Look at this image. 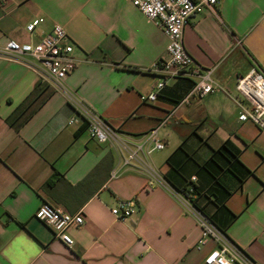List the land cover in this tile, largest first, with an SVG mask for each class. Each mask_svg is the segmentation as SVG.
<instances>
[{"label":"crops","instance_id":"1","mask_svg":"<svg viewBox=\"0 0 264 264\" xmlns=\"http://www.w3.org/2000/svg\"><path fill=\"white\" fill-rule=\"evenodd\" d=\"M37 17L44 20L29 33ZM55 24L80 60L66 89L132 145L152 148L150 130L159 126L164 147L141 156L173 189L194 185L196 206L264 264V130L240 121L224 92L142 100L164 78L150 68L168 56V37L130 0H0V43L38 41ZM184 44L238 94L241 75L254 65L264 71V0H219L216 12L191 18ZM181 77L166 78L164 89ZM74 114L64 92L0 57V264H205L215 243L198 247L196 218L168 188L149 184L142 164L125 165L118 144L98 142L82 121L70 124ZM131 199L134 214L116 218L111 208ZM44 201L83 213L84 223L69 229L72 246L36 218Z\"/></svg>","mask_w":264,"mask_h":264},{"label":"built area","instance_id":"2","mask_svg":"<svg viewBox=\"0 0 264 264\" xmlns=\"http://www.w3.org/2000/svg\"><path fill=\"white\" fill-rule=\"evenodd\" d=\"M130 1L154 21L168 37V56L158 60L150 68L152 71L163 74L164 78L157 82L148 95H143L142 100L155 101L166 86V78L185 76L191 78L194 83L183 101L188 100L194 94L224 92L237 105L240 121H251L264 130V71L254 65L246 74L241 75L236 85L238 94L235 95L214 78L216 66H201L184 44V30L191 18L205 9L216 12L219 0ZM43 20L44 18L37 17L29 21L26 24L27 31L33 33ZM0 57L27 65L38 74L42 83L64 92L75 110L74 116L69 120L70 124L82 121L90 135L98 142L118 144L126 153L125 165L133 162L142 164L150 176L149 184L158 182L176 196L201 227L198 247L201 248L209 241L215 243V247L211 248L204 258L205 264H257L242 247L213 222L208 214L194 204L189 194L173 189L141 156L142 153L149 154L154 149L164 147V143L157 138L159 126L150 130V136L154 141L152 148L145 149L141 144L132 145L120 136L118 129L103 115L66 89L65 80L75 70L80 60L74 55V43L64 26L55 24L38 41L20 42L11 39L0 43ZM111 175L115 177L117 170L113 169ZM135 207V200H120L111 208V212L118 219H126L134 214ZM35 216L53 230L56 238L68 246L74 243L69 229L79 227L84 223L82 212L71 213L64 207L54 205L49 201L42 202Z\"/></svg>","mask_w":264,"mask_h":264},{"label":"trees","instance_id":"3","mask_svg":"<svg viewBox=\"0 0 264 264\" xmlns=\"http://www.w3.org/2000/svg\"><path fill=\"white\" fill-rule=\"evenodd\" d=\"M194 81L191 78L188 77H181L179 79V81L171 88L167 89V90H161L162 92L159 93V96H169L170 99L173 100V102L178 103L183 96L192 88ZM35 92H32V94L30 95V97L34 96ZM9 122L15 127L18 128L19 127V122H16L13 117L8 118ZM55 176L57 175L56 173L54 174ZM51 183V181L48 182V184ZM192 190H190V188L186 191L185 194L191 193V194H195L196 193V187L194 185L191 186ZM184 193V192H183ZM194 202V201H193ZM195 204V202H194ZM196 205V204H195ZM202 211H204L202 208H200ZM205 212V211H204ZM206 213V212H205ZM207 214V213H206ZM209 215V214H208ZM210 218L213 220V222L224 232H226V227L224 225H220L218 224L214 218L209 215ZM235 214L230 212V217L229 220H232L234 218Z\"/></svg>","mask_w":264,"mask_h":264}]
</instances>
